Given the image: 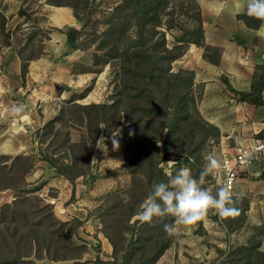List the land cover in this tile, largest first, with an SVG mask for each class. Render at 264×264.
I'll use <instances>...</instances> for the list:
<instances>
[{"label":"rangeland","instance_id":"374dc122","mask_svg":"<svg viewBox=\"0 0 264 264\" xmlns=\"http://www.w3.org/2000/svg\"><path fill=\"white\" fill-rule=\"evenodd\" d=\"M52 1L76 5L83 18L78 46L95 45L94 51L78 53L79 58L62 54L63 65L57 77L61 79L71 72L86 71L91 78L77 87L69 86L64 80L56 87L58 80H53L55 83L40 90L0 88V219L3 211L8 215L6 222L0 223V229L8 225L21 226L23 232L18 238L24 256L14 264H264V256L260 254L264 251V217L260 215V211L264 213V158L252 171L240 175L234 196L239 195L241 200L237 204L239 214L234 217L221 220L210 212L194 225H175L178 235L174 236L164 230L165 224H175L174 218L154 219L151 224L142 223L138 218L153 184L168 183L183 167L199 178L208 154L217 157L221 169L215 176L206 177L202 187L215 194L223 186L224 154L232 151L241 137L251 141L254 136L246 133L235 142L234 135L230 136L228 130L208 120L201 109L205 82L195 80V84L190 85L182 79L188 75L184 70L194 71L185 68L181 59L191 45L198 46L183 41L195 25L192 16L195 10L184 14L186 8L182 10V6L187 1L174 0L165 11L169 13L172 9L174 14L163 13L160 26L151 25L154 30L147 27V42L142 47L136 24L124 41H120L119 34L114 40L106 35L109 21L122 0H47L48 3ZM245 18L249 23L253 21ZM27 27L28 30L20 31L17 36L26 49L22 57L23 77L24 63L29 56L42 53V40L49 32L46 18L41 14L30 17ZM0 36L7 44L1 32ZM129 44L133 45L131 51L166 56L168 49L180 55L172 63L167 59L159 63L165 69L166 84L157 86L155 93L163 101L166 112H169V105L172 107L183 98L185 112L189 109L192 118L191 123L186 124L188 134L182 130L180 141L168 143V153L159 143L158 167L142 159L143 145H131L141 124L134 126L126 118L124 109L130 111V107L126 94H122L123 61L122 57H114L123 55V49ZM153 45L158 51L152 49ZM200 48L209 61L217 60L218 49ZM169 63L171 71L181 75L179 86L175 84L177 76L170 77L167 73ZM256 71L257 79L264 75V68ZM228 89L227 104L221 105L228 110L222 113L217 109L225 127L234 125V119L242 112L235 106V100L230 99L238 94ZM167 91L173 94L171 99H167ZM118 102L120 106L114 105ZM92 104L115 106L108 111L111 117L108 122L100 121L102 109L87 108ZM156 118L163 119V116L160 114ZM53 119L56 121L49 123ZM249 121L254 124V117ZM154 125L161 126L157 122ZM114 140L118 141V147H114ZM45 157L53 158L62 167H77L72 170V174L77 175L74 182L57 172ZM170 160H175V164L168 163ZM159 169L163 170V175ZM62 191L63 195L69 193V198L59 197ZM132 211L136 214L131 215ZM55 221L69 224L63 226ZM33 223L39 225L34 228ZM22 224L27 225L26 230ZM29 231L32 241L25 236ZM13 239L8 232L0 241V264H12L2 258L18 253L13 248ZM163 245H166L165 251L153 260ZM255 245L259 247L254 248Z\"/></svg>","mask_w":264,"mask_h":264},{"label":"crops","instance_id":"0c3cea01","mask_svg":"<svg viewBox=\"0 0 264 264\" xmlns=\"http://www.w3.org/2000/svg\"><path fill=\"white\" fill-rule=\"evenodd\" d=\"M198 2L202 11L205 42L220 48L221 56L218 63L211 62L204 57L201 48L193 44L182 56L181 61L185 68L195 71L196 82H205L201 109L204 110L206 118L216 122L223 128L222 130H228L229 135H234L237 142L246 133L254 135L256 131L264 130V106L238 101L239 95L230 96L231 100H235L237 109L242 112L234 119L235 124L229 127H225V124L220 122L217 109L222 113L228 110L227 106L221 108V105L227 104L225 100L230 92L226 80L239 91L251 90L256 67L264 63V28H262L264 22L248 16L253 20L249 23L246 18L240 16L247 15L246 0H198ZM20 9L27 14H20ZM1 13L8 18L6 30L11 36L9 44H4L3 37L0 36V88L40 90L55 83L53 80H58L55 83L56 87L62 80L69 86L77 87L91 78L86 71L71 72L61 79L57 77L63 65L60 59L62 54L69 53L64 57L79 58L78 53L94 51L95 48V45L80 48L78 44L82 36L77 39L74 47L69 44L67 28L82 27L71 7L50 4L47 0H0ZM37 14L45 16L49 32L42 40V53L28 60L23 77L22 57L26 49L25 43L18 41L17 36L20 31L29 29L27 24L30 17ZM251 117L255 119L254 124L249 121ZM240 139L242 140V137ZM254 166L247 171H252ZM63 191L59 193V197L69 198V193L65 192L63 195ZM256 210L259 212V209ZM261 214L264 217V213L260 211Z\"/></svg>","mask_w":264,"mask_h":264},{"label":"trees","instance_id":"16d2710c","mask_svg":"<svg viewBox=\"0 0 264 264\" xmlns=\"http://www.w3.org/2000/svg\"><path fill=\"white\" fill-rule=\"evenodd\" d=\"M174 0H122V3H120L116 8V14L110 19L109 27L105 31L106 35L110 37V39L114 40V38L119 34L120 35V41L125 39L126 34L130 30V28L133 25H137L140 32V46H145L147 42V38L145 37V33L147 30V27L152 24H155L156 26H160L162 20V14L165 13L167 9L171 7ZM186 5L183 4V8H186L183 13L188 14V12H194L195 15H192L195 19V25L191 27V29L188 30V38L184 39L187 44L188 43H195L199 47H203L205 50L207 49H218V58L215 61H212L214 63H218L220 56H221V49L218 47H214L211 45H208L205 42V30H204V23H203V17H202V11L201 6L198 2V0H186ZM52 4L56 5H69L73 9L74 15L77 17L79 21H82L83 18L76 10V5L73 3H64L62 2H50ZM171 11L165 14H174V11L170 9ZM20 14H27L26 11L23 9H20ZM1 23H0V32L2 35H4L7 40L6 43L9 44V38L11 34L6 30V25L8 23V18L5 14L1 13ZM242 18L248 17V15H240ZM154 30V28L151 27L150 31ZM82 31L80 29H77L75 27H68L67 28V35H68V42L70 44H75L77 39L81 36ZM124 36V37H123ZM153 38V35L152 37ZM158 42V41H157ZM156 42V43H157ZM105 43V42H104ZM103 43V44H104ZM158 44H155L157 46ZM119 46V45H118ZM131 44L127 45L126 48L123 49L124 53L123 55L117 54L114 57H122L123 61V70H124V77L122 79V94H126L127 105L130 107V111L128 109H124V112L126 113V118L128 121L131 122L132 125L137 126L141 124L140 129H136L139 133L134 137L132 141V146L136 147L139 145H143V150L140 152V156H142V159L147 161L150 160V163L152 166L158 167V157H160V147L159 143H162L165 149V152H169L168 143H176L180 141L181 137L180 134L182 133V130L186 129V124L190 122V118H192V115L188 111L185 112V104L182 105L183 98L175 103V105H169V112H166V107L163 106V101L158 99V95H156L155 90L157 86H165L166 79L164 77V71L163 67L159 65L160 62H162L164 59L169 60L170 63H172L174 60H176L180 55L175 54L172 50L167 49V55L162 56L161 54H154L150 53H144V52H138V51H131ZM155 51H158L157 47L154 48V45L152 47ZM184 52V50L182 51ZM181 52V53H182ZM206 59L209 60L207 55H204ZM34 58V56H29L27 59V62L24 63L23 66V72L25 73V70L27 68L28 60H31ZM211 61V60H210ZM167 68V73L169 72L170 77L177 76L175 78H178V80H175V84L179 86V84L182 82L179 80L181 78L180 74H174L171 71V66ZM264 68V64L258 65L256 67L258 72L259 69ZM183 72L188 73L187 76H185L183 81L189 83L190 85L195 84V77L196 73L194 71H187L184 70ZM168 81H171L170 79H167ZM167 81V82H168ZM231 90L236 92V94L239 95V101L242 102H249L255 106H264V75H260L257 79V75L254 76L253 82H252V88L250 91H239L235 89L228 80H226ZM172 88H170L171 90ZM168 92V91H167ZM169 96H167V99L172 97L173 94L169 93ZM175 99V98H174ZM121 101V100H120ZM122 102V101H121ZM114 105H119L118 103H114ZM114 105H108V104H92L87 105L89 109L96 108L103 111V119H101V122H108L110 115L108 114L109 109H113ZM172 108V109H171ZM118 112V109H117ZM162 115L163 119H157L156 116ZM150 120L147 122V120ZM56 120H51L49 123H54ZM159 123L158 125H154V123ZM186 122V123H185ZM193 123V122H192ZM194 124V123H193ZM51 125V124H50ZM167 132V137L164 138L163 134L165 131ZM188 134L187 130H185ZM208 133L206 134V136ZM189 136V135H188ZM189 141V140H188ZM184 142V141H183ZM176 146V145H175ZM177 148V147H176ZM179 150V149H178ZM47 161L52 163V165L56 168L57 172L63 174L66 176L72 183L76 179L77 175L72 174V170L77 168L74 166L65 165L64 167L59 166L57 162L51 158V157H45ZM186 162H189L188 158L186 159ZM77 163V162H76ZM75 163V164H76ZM161 174L163 175V170L159 169ZM94 177V176H93ZM74 194L75 195V187H73ZM2 214V219H0V223L6 222V219L8 218V215L5 211ZM131 215L136 214L135 211H132L130 213ZM13 220V219H12ZM60 222L61 225L65 226L69 224V222H62V221H55ZM40 223V222H39ZM39 223H33V227L35 228L36 225H39ZM23 228L26 230L27 225L22 224ZM22 229L21 226L18 227H12V225H8L2 229H0V241L4 240V237L6 236V233L11 232L14 236V239L12 241L13 248L16 253L15 255H12L11 253L8 254L7 257L2 258L6 260L7 263L14 264L19 259H23L24 253L21 252L20 248V240L19 235L23 233L20 231ZM32 231V229H31ZM29 231L26 233V237L29 240H34L31 238L32 232ZM35 242H37L35 240ZM38 246V242L36 243V247ZM258 245H255L254 248H258ZM166 249V245H163V247L159 250L156 256H154L153 260L157 259L161 253H163ZM20 251V252H19ZM250 251V250H249ZM262 256H264V251L260 252Z\"/></svg>","mask_w":264,"mask_h":264},{"label":"clouds","instance_id":"9594fccd","mask_svg":"<svg viewBox=\"0 0 264 264\" xmlns=\"http://www.w3.org/2000/svg\"><path fill=\"white\" fill-rule=\"evenodd\" d=\"M246 12L249 17L264 22V0H246ZM264 28V26H262ZM131 135V133H130ZM114 140V147H118ZM206 164L195 178L187 167L176 171L168 183L153 184L152 192L141 205L138 218L142 223L151 224L154 219L172 217L175 224H165L164 230L170 235H178L175 225L191 226L202 221L210 212L221 220L239 214V195L234 196L229 185L219 187L215 194L202 187L206 177L215 176L221 169L217 157L212 154L205 156ZM242 164L250 162V155L242 159ZM175 164V160L168 161Z\"/></svg>","mask_w":264,"mask_h":264},{"label":"built area","instance_id":"2783aa9c","mask_svg":"<svg viewBox=\"0 0 264 264\" xmlns=\"http://www.w3.org/2000/svg\"><path fill=\"white\" fill-rule=\"evenodd\" d=\"M250 155V162L242 164V159ZM264 158V130L256 131L251 141H238L232 151L224 154L223 185H229L233 194L237 189L240 175Z\"/></svg>","mask_w":264,"mask_h":264}]
</instances>
